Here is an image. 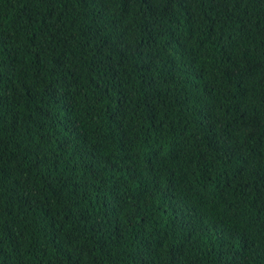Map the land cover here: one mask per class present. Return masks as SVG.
Here are the masks:
<instances>
[{
  "label": "trees",
  "instance_id": "16d2710c",
  "mask_svg": "<svg viewBox=\"0 0 264 264\" xmlns=\"http://www.w3.org/2000/svg\"><path fill=\"white\" fill-rule=\"evenodd\" d=\"M0 264H264V0H0Z\"/></svg>",
  "mask_w": 264,
  "mask_h": 264
}]
</instances>
